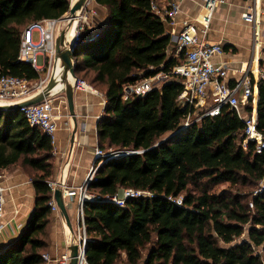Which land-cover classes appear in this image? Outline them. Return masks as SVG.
I'll list each match as a JSON object with an SVG mask.
<instances>
[{
	"label": "trees",
	"instance_id": "1",
	"mask_svg": "<svg viewBox=\"0 0 264 264\" xmlns=\"http://www.w3.org/2000/svg\"><path fill=\"white\" fill-rule=\"evenodd\" d=\"M95 1L108 11L107 25L75 48L77 77L102 87L106 98L97 134L107 156L88 188L99 200L84 205L87 264H264V150L243 148L246 125L229 107L167 140L190 112L179 104L178 79L124 99L126 85L176 65L165 23L152 0ZM70 4L0 0V76L39 80L19 61L21 34L33 22L62 18ZM258 92L257 127L264 133V80ZM246 111L252 113V102ZM54 150L52 138L20 110H0V171L22 167L36 192L34 211L19 238L0 251V264H45ZM223 184L249 193L218 191ZM123 189L153 196L129 199L124 208L105 200Z\"/></svg>",
	"mask_w": 264,
	"mask_h": 264
},
{
	"label": "built area",
	"instance_id": "2",
	"mask_svg": "<svg viewBox=\"0 0 264 264\" xmlns=\"http://www.w3.org/2000/svg\"><path fill=\"white\" fill-rule=\"evenodd\" d=\"M156 1L152 0L153 11L161 17L165 24L175 25L177 17L181 14L179 4L172 3L168 7L160 8ZM197 1L204 21L198 23L184 21L179 31H173L170 34L171 45L168 48V54L176 59V65L170 71H163L154 76L143 78L135 84L126 85L124 87V99L127 100L134 96L145 97L152 90L162 88L166 82L178 79L184 86V91L178 98L179 104L185 108H190V112L183 122L186 129L195 123L201 122L204 118L221 115L222 109L229 107L237 111L239 117L246 125L242 142L243 148L248 150L250 144H255L257 154H261L264 150V133L259 131L257 127V102L258 84L261 80H264V73L258 71L257 74L255 68H253V64L258 61V57L252 60L250 66L239 70L237 72L239 78L231 83V69L228 64L226 62L222 64L214 62L216 57H221L225 54L222 43H203V40L207 39L209 34L214 10L223 0ZM86 8L80 14L77 31L73 39L67 42V48L75 40L79 41L78 45L82 43L83 34L91 31L96 26L92 15L86 11ZM261 13L264 22V11ZM242 19L248 24L258 26L256 8L250 7L249 11L242 15ZM64 25L63 17L45 19L33 22L23 30L19 61L32 66L40 74V78L38 82L33 81L32 87V82L25 79L1 75L0 105H15L44 91L53 76L52 70L56 64L57 55L56 40ZM45 70H48V72L44 73ZM75 91L97 95L105 99L104 94H101L89 83L81 79L75 84ZM62 99L57 102L54 95H51L50 98L41 104L20 109L31 127L39 128L52 138L54 148L56 147L61 121L66 116L65 110H67V100L65 98ZM250 102H252V113L248 114L246 108ZM68 129L70 130V128ZM54 154H56V148ZM106 156L99 148L95 152V160L97 158L102 160ZM102 164V161L96 162L79 187L64 189L65 185L62 184L60 186L57 183L50 182L53 195L55 190L60 188L64 190V199L67 196L69 199L74 198L77 200L78 218L74 228V236H72V245L79 246L78 264H87L85 249L87 248L88 235L84 205L86 202L99 200V198L88 193V188ZM262 190H264V181L259 191ZM152 196L147 191L123 189L117 196L106 198L105 200L124 208L129 199L149 198ZM176 203L181 205L182 198L178 199ZM6 205V188L0 184V219L5 214ZM50 206L53 213L59 212L54 198H52ZM250 206L253 208L252 203ZM4 228V225H0V236ZM43 259L45 264H70L71 256L70 251L59 257H53L46 253L43 255Z\"/></svg>",
	"mask_w": 264,
	"mask_h": 264
},
{
	"label": "crops",
	"instance_id": "3",
	"mask_svg": "<svg viewBox=\"0 0 264 264\" xmlns=\"http://www.w3.org/2000/svg\"><path fill=\"white\" fill-rule=\"evenodd\" d=\"M72 1V0H70ZM197 0H157L160 8L178 3L181 14L176 24H165L167 33L177 32L184 21L201 22L203 16L197 5ZM253 7L257 10L258 26L248 24L242 15ZM92 17L96 25L108 22V11L95 0L91 7ZM264 11L263 0H223L214 10L213 19L207 39L203 43H222L225 54L214 59L215 63L226 62L231 69V83L239 78L237 72L250 66L252 60L258 57V71H262L261 63L264 61ZM204 21V20H203ZM256 62L253 64L255 68ZM105 96V94H104ZM259 100V93H258ZM76 115L78 131L74 144L71 137L74 130L62 128L57 134L55 169L52 182L65 185L64 189L79 187L87 177L90 169L96 164L95 152L98 147L97 125L103 116L106 98L76 92ZM258 106V102H257ZM70 127V126H69ZM71 132V133H70ZM0 184L6 188V211L0 219V225L5 228L0 236V251L15 242L23 233L27 221L34 211L36 192L29 174L20 166H13L0 171ZM69 215L76 227L78 218V205L76 199L65 196ZM65 219L60 212L53 213L49 225V247L47 253L59 257L68 253L72 246V235Z\"/></svg>",
	"mask_w": 264,
	"mask_h": 264
},
{
	"label": "water",
	"instance_id": "4",
	"mask_svg": "<svg viewBox=\"0 0 264 264\" xmlns=\"http://www.w3.org/2000/svg\"><path fill=\"white\" fill-rule=\"evenodd\" d=\"M90 1L91 0H77L74 4H70L69 12L63 16L65 25L61 28L59 32V36L56 40V53H57L56 63L60 60L63 64V68L68 79H73L74 81L72 85H70L63 91V93H65V97L67 100L70 116L74 123V130L71 137L72 144H74L75 136L78 131V119L76 115V104H75V94H76L75 84L78 82L79 78L77 77L75 71L76 70L75 48L78 45L79 41L75 40L67 48V42L65 41V38L68 29L73 26L75 20L80 18V13L88 6ZM106 25L107 23H101L99 25H96L94 29L83 34L82 40L83 41L87 39L90 40L96 36H99ZM58 82L59 80H57L55 77L52 76L51 80L45 87L44 91H42L38 95L15 105H0V110H20L23 107H29V106L41 104L46 99L51 97L52 91L57 86ZM185 129H186L185 125L182 124L181 128L177 132L169 136L167 140L173 138L174 136H176ZM100 160L101 158H97L96 162H99ZM53 198L59 209L60 215L65 219V222L70 230L71 235L74 236V229L69 215L68 205L66 204L64 199V190L60 188L56 189ZM69 251L71 256L70 264H78L79 246L74 244L69 248ZM85 255H86V249H85Z\"/></svg>",
	"mask_w": 264,
	"mask_h": 264
},
{
	"label": "bare ground",
	"instance_id": "5",
	"mask_svg": "<svg viewBox=\"0 0 264 264\" xmlns=\"http://www.w3.org/2000/svg\"><path fill=\"white\" fill-rule=\"evenodd\" d=\"M76 1L77 0H72L70 2H71V4H74ZM201 19H202V21L204 20V18H201ZM78 22H79L78 19L75 20V22L73 23V26L68 29V31L66 33V38H65L66 42L71 41L73 39V37L77 31ZM255 65H256L255 71L258 74V61H256ZM52 72H53V77H55L57 80H59L57 86L52 91V95L56 96V95L62 93L67 87H69L70 85H72L74 83L73 79H68V77L64 71L63 64L60 60L55 64Z\"/></svg>",
	"mask_w": 264,
	"mask_h": 264
},
{
	"label": "rangeland",
	"instance_id": "6",
	"mask_svg": "<svg viewBox=\"0 0 264 264\" xmlns=\"http://www.w3.org/2000/svg\"><path fill=\"white\" fill-rule=\"evenodd\" d=\"M93 1H94V0H91V1L89 2V4H88L87 8H86V11H87L90 15L92 14V11H91L90 7H91ZM261 66H262V71H263V73H264V61L261 63ZM48 70H49V67H48ZM48 70H45L44 73H47ZM37 82H38V81H37ZM87 82L90 83L89 81H87ZM32 87H33V82H32ZM94 89L98 90L101 94H104V90H103L102 87H96V88H94ZM54 98H55V100H57V102L63 100L62 98H65V99H66V97H65V93L62 92V93H60V94L54 96ZM66 106H67V107H66L67 110H65V111H66V116H65V117L62 119V121H61L60 129L63 128V129L66 131V129L70 128L71 131H72V130H73V124H74V123H73L72 118H71V116H70L67 102H66ZM69 126H70V127H69ZM70 133H71V132H70ZM168 135H169V134H168ZM168 135H166L165 137H167ZM165 137H164V138H165ZM217 190H218V191H222V190H230V191H232L233 193H238V194H239V192H242L241 194H243V195H248L247 193H249V192H248L249 189H248L247 187H230L229 184H223V185H220L219 187H217ZM244 238H247V234L245 235ZM263 260H264V255H263Z\"/></svg>",
	"mask_w": 264,
	"mask_h": 264
}]
</instances>
